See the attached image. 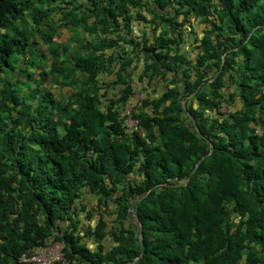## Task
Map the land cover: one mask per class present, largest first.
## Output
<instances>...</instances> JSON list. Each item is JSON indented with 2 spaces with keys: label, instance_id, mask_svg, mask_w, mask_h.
<instances>
[{
  "label": "trees",
  "instance_id": "trees-1",
  "mask_svg": "<svg viewBox=\"0 0 264 264\" xmlns=\"http://www.w3.org/2000/svg\"><path fill=\"white\" fill-rule=\"evenodd\" d=\"M191 17L206 24L195 58L182 51ZM135 19L162 29L128 39ZM37 35L52 61L33 78L23 65L46 57ZM125 44L144 54L140 80L166 82L159 97L134 100ZM104 73L119 88L106 105ZM53 84L73 90L56 99ZM131 101L140 132L121 116ZM212 148L186 185L134 206L141 242L131 203L185 182ZM51 240L64 245L60 264H118L142 250L134 264H264V0H0V264H25Z\"/></svg>",
  "mask_w": 264,
  "mask_h": 264
},
{
  "label": "crops",
  "instance_id": "crops-1",
  "mask_svg": "<svg viewBox=\"0 0 264 264\" xmlns=\"http://www.w3.org/2000/svg\"><path fill=\"white\" fill-rule=\"evenodd\" d=\"M149 1L153 7L156 6V0H149ZM143 14L146 16V18L149 21L153 17V15L147 11H144ZM182 18L183 16H180V19ZM90 21H92V19ZM131 24L132 25L130 30L124 29V34L127 33L128 39L132 38L136 41H142L145 36H147L150 39V41H153L155 36L154 28H157V34L160 33L162 29L161 25L157 26L156 24L150 22H144L141 19H135L131 22ZM205 28H206V24L204 22H201L199 18L196 19L195 17H191L190 22L185 25V29H184L185 34H184V42L182 44V51L185 52L190 58L196 57L199 51L197 48L196 38L202 37ZM61 29L63 32L62 36L66 34V31L69 32L67 28H61ZM125 48L130 53V56H134V60L132 64L129 66V72L132 74L133 85L135 86L136 92L138 91V93L141 95L142 98L159 97L167 89L166 82L160 80L159 78H154L151 81L146 79L140 80L139 75L142 72L145 62L144 54H139L138 53L139 50L134 49L129 44H125ZM112 51L113 49H111L109 53H112ZM100 78L105 83L104 88L101 89V92L104 93V96L102 97V103L106 105L108 103V98H110L115 91L113 86L111 85V82L114 81L115 77L112 74L104 73L100 76ZM86 202L88 203L90 202L89 197L86 198Z\"/></svg>",
  "mask_w": 264,
  "mask_h": 264
},
{
  "label": "built area",
  "instance_id": "built-area-1",
  "mask_svg": "<svg viewBox=\"0 0 264 264\" xmlns=\"http://www.w3.org/2000/svg\"><path fill=\"white\" fill-rule=\"evenodd\" d=\"M134 106L135 102L131 101L121 111L125 129L129 133L142 131L140 121L133 115ZM63 247V243L51 240L47 245H41L35 250L24 253L20 261L25 264H60L65 262Z\"/></svg>",
  "mask_w": 264,
  "mask_h": 264
},
{
  "label": "rangeland",
  "instance_id": "rangeland-1",
  "mask_svg": "<svg viewBox=\"0 0 264 264\" xmlns=\"http://www.w3.org/2000/svg\"><path fill=\"white\" fill-rule=\"evenodd\" d=\"M52 5L55 6V5H57V3H54ZM60 15H61L60 14V10H58V11H52L51 12V16H52L53 21L55 19L57 20L60 17ZM28 22H29L28 23V25H29L31 23V20L29 18H28ZM60 31L61 32L57 34L55 40H57V41H63V40H67V39L70 38L71 33H69V32L66 31V34L62 36L63 32H62V30H60ZM36 38L38 40L37 41V44H38V53L42 55V53L44 52V53H46V57L42 58V56L40 57V55H39V58L38 57L36 58L37 62L39 60H41V62H42V65L40 67H38V68H30V66L23 65V68L24 69H33L35 71V73L33 75V78H39L40 77V73L42 71H44V69H48L49 66L51 65V61H52V56L48 53V46L49 45H47L46 43H44L42 41V39L40 38L39 35H37ZM23 73H25V72H23ZM20 77L22 78L23 81H26L27 78H28L27 75L26 76H22V75H19L18 73H16V78L15 79L17 80ZM48 84H50V81L49 80H45L44 83H43V85H41V83L32 82V84L29 87L28 86H23V88H22V94H23L24 91H27L30 88L36 89V88H39V86L45 87ZM41 87H40V92H41ZM50 89L53 92V95L56 97V99H63V96L65 94H67V93H69L70 91L73 90L70 87L59 88V87H57L54 84L51 85ZM118 90H119V88H116L115 89V92H118ZM140 99H142V97H141V95L137 91L136 94H135V96H134V100L139 101ZM237 105H239L238 107H240L241 106V103L238 101L237 102ZM223 110H226V108H224ZM111 208H113V205L111 206ZM113 217H115V216H113Z\"/></svg>",
  "mask_w": 264,
  "mask_h": 264
},
{
  "label": "water",
  "instance_id": "water-1",
  "mask_svg": "<svg viewBox=\"0 0 264 264\" xmlns=\"http://www.w3.org/2000/svg\"><path fill=\"white\" fill-rule=\"evenodd\" d=\"M224 58H225V54L223 55V62H224ZM223 65V64H222ZM221 65V66H222ZM220 71H221V69L214 75V77H213V79H215V78H217L218 77V75H219V73H220ZM198 89H199V87H198ZM197 89V90H198ZM196 90V91H197ZM195 91V92H196ZM194 92V93H195ZM194 93H191L190 95H188L186 98H185V100H184V103H183V107L184 108H187V99L189 98V97H192L193 95H194ZM188 115H189V117H190V124H192L193 125V127L198 131V132H200V127H199V125H198V123H197V121H196V119H195V117L193 116V114L191 113V112H188ZM213 148L210 150V152L209 153H207V154H204L198 161H197V163H196V166L194 167V169L192 170V172L190 173V175H189V177L187 178V180L185 181V182H180V183H169V182H165V183H158V184H156V185H154V186H152L148 191H146L140 198H138L137 200H135L133 203H131V205L129 206V209H128V212H129V214L132 216V217H134L135 219H137L138 221H139V229H138V236H139V239H140V241L142 242V240H143V235H142V232H143V222L140 220V217H139V215L138 214H136V213H134L133 212V208H134V206L139 202V201H141L143 198H145L152 190H154L155 188H157L158 186H162V185H173V186H180V185H186L189 181H190V179H191V177H192V175H193V173L195 172V170L197 169V167L200 165V163L209 155V154H211L212 152H213ZM143 250H142V252H141V254L138 256V257H136V258H134L133 260H130V261H123V262H120V263H118V264H134L137 260H139L142 256H143Z\"/></svg>",
  "mask_w": 264,
  "mask_h": 264
},
{
  "label": "clouds",
  "instance_id": "clouds-1",
  "mask_svg": "<svg viewBox=\"0 0 264 264\" xmlns=\"http://www.w3.org/2000/svg\"><path fill=\"white\" fill-rule=\"evenodd\" d=\"M59 18H60V17H59ZM61 28H65V27H60L58 33H60V30H62ZM58 33H57V34H58ZM136 103H137V102H135V104H136Z\"/></svg>",
  "mask_w": 264,
  "mask_h": 264
}]
</instances>
